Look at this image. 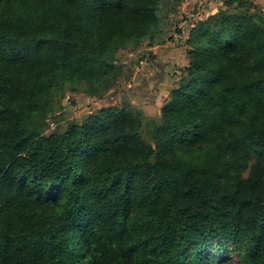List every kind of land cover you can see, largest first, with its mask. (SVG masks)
I'll return each instance as SVG.
<instances>
[{
  "label": "trees",
  "instance_id": "1",
  "mask_svg": "<svg viewBox=\"0 0 264 264\" xmlns=\"http://www.w3.org/2000/svg\"><path fill=\"white\" fill-rule=\"evenodd\" d=\"M179 1L0 0V264H264L255 1L191 19L159 118L122 99L48 132L69 86L119 93Z\"/></svg>",
  "mask_w": 264,
  "mask_h": 264
},
{
  "label": "rangeland",
  "instance_id": "2",
  "mask_svg": "<svg viewBox=\"0 0 264 264\" xmlns=\"http://www.w3.org/2000/svg\"><path fill=\"white\" fill-rule=\"evenodd\" d=\"M253 1L264 9V0ZM163 3L159 14L168 40L163 45L144 43L137 49L118 54L119 62L123 65L119 93L99 99L89 96L84 86H78L77 92L71 91L72 87L69 86L56 111L48 115L46 123L49 133L57 129L63 131L71 122L81 121L87 113L121 102L122 99L143 109L146 117L159 118L160 108L174 84L175 75L184 66L181 62L186 59L184 44L188 23L191 19L217 13L223 5L222 0H204L203 4L197 0H182L175 3L178 5L172 11V6ZM169 53L170 62L167 61ZM229 264H240L236 255L230 257Z\"/></svg>",
  "mask_w": 264,
  "mask_h": 264
},
{
  "label": "crops",
  "instance_id": "3",
  "mask_svg": "<svg viewBox=\"0 0 264 264\" xmlns=\"http://www.w3.org/2000/svg\"><path fill=\"white\" fill-rule=\"evenodd\" d=\"M197 1H200L201 2V4H203V1L204 0H197ZM213 1V0H212ZM168 54V53H167ZM175 54V53H174ZM172 57V56H171ZM165 58H166V56H165ZM167 58H168V60L167 61H169L170 60V53H169V55H167ZM170 62V61H169ZM183 65H186L187 64V60L184 58L183 59V62H181ZM158 66H160V65H158ZM164 83V82H163ZM168 88V87H167Z\"/></svg>",
  "mask_w": 264,
  "mask_h": 264
}]
</instances>
